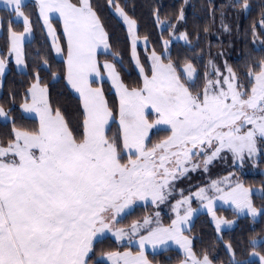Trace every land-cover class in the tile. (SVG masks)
<instances>
[{
    "label": "snow or ice",
    "instance_id": "1",
    "mask_svg": "<svg viewBox=\"0 0 264 264\" xmlns=\"http://www.w3.org/2000/svg\"><path fill=\"white\" fill-rule=\"evenodd\" d=\"M113 6L132 33L135 20L119 4ZM232 6L246 10L249 3L236 0ZM26 7L25 0H4L7 15L0 16V28L6 21L9 33L6 56H14L17 65L25 66L24 44L32 32ZM38 8L54 40L49 14L58 13L63 21L65 78L79 94L82 120L70 126L60 110L52 108L37 72L28 90L30 100L26 95L21 108L38 116V126L17 127L13 118L9 137L0 140V264H151L145 255L147 245L163 251L177 245L184 256L179 264H213L208 251L198 254L194 238L185 234L198 211L191 206L193 196L207 209L217 232L233 223L216 215L217 198L230 202L237 214L264 215V207L258 209L252 200L253 190L238 181L231 183V173L194 194L184 196L181 190L182 199L172 206L175 218L166 226L158 212L154 218L117 224L131 214L138 200L165 203L175 191L174 181L189 166L195 171L202 163L207 170L223 153H231L233 161L242 165L245 159L264 153V58L248 68L247 83L232 67L226 66L224 75L209 61L211 71L206 68L198 84L197 68L189 60H174L166 40L164 51L158 54L153 49L150 68L139 67L142 83L129 87L116 63L99 59L112 55L117 63L122 60L118 52L110 51L109 34L90 0H38ZM178 19H183V13ZM20 22L23 30L16 31L13 24ZM260 25L264 35V15ZM252 35L257 37L256 25ZM179 39L190 44L187 33ZM53 47L57 53L64 51L59 43ZM135 49L134 38V58ZM40 59L50 69L48 60ZM136 63L139 66L138 58ZM5 67L6 60L0 57V74ZM101 67L119 97L120 137L106 134L115 115L103 89L92 86L96 78L103 79ZM0 116L8 119L2 106ZM153 129L167 135L153 142ZM199 156L204 157L200 163L194 160ZM108 233L117 242L128 237L129 244L139 237V251L97 253V245L109 238ZM250 243L251 256L264 264V253L256 251L257 238L253 236ZM225 247L231 254L229 264H255L254 260H237L230 242Z\"/></svg>",
    "mask_w": 264,
    "mask_h": 264
},
{
    "label": "trees",
    "instance_id": "2",
    "mask_svg": "<svg viewBox=\"0 0 264 264\" xmlns=\"http://www.w3.org/2000/svg\"><path fill=\"white\" fill-rule=\"evenodd\" d=\"M235 3L236 0H230ZM75 2V0H73ZM93 9L100 17L105 30L109 34L111 52H118L122 58L120 63L113 60L112 55H100L99 59L103 62L105 59L116 63L117 71L122 81L129 87H134L142 83V76L139 67L143 66L147 70L150 68V53L153 49L159 54L164 51L163 41L171 40L170 55L181 63L189 60L198 70L200 76L197 78L199 84L207 65L212 58V52L219 51L222 47L229 44L223 37L215 36L218 32L217 15L221 10L227 8V0H90ZM242 2V0H241ZM249 8L242 10V19L240 23L239 39L235 46L228 49L227 56L230 66L237 72L240 80L247 83L245 73L250 66H254L260 59L264 58V35H261L262 27L260 21L264 15V0H248ZM25 11L30 14L32 21L33 36L24 44L26 53V70L19 71L14 66L13 61L9 60V70L7 71L3 82L0 84V106L8 112L9 120L0 119V140L9 137L12 128V119H15L17 127L32 129L38 126L39 120L26 116L21 111V104L25 96L29 97L28 90L33 84L36 73L39 72L40 82L48 87L49 102L52 108L59 109L62 115L69 121L70 126L82 120V104L79 95L76 94L68 85L65 78L64 60L58 59L53 51L45 25L39 15L38 4L34 1H27ZM114 4H119L124 12L136 22V33L141 39L147 40L146 46H137V57L139 67L132 56V42L129 36L128 28L124 21L115 14ZM183 8L185 9V18L180 23V17ZM2 16H6L4 8H0ZM165 21L168 24L160 29L159 22ZM60 40L64 43V36L61 24L58 20L53 21ZM256 25L258 31L254 39L252 35V26ZM174 26V28H173ZM16 31H22V22L14 23ZM3 33L0 35L1 53L5 57L9 43V33L7 22L3 26ZM182 31L188 34V41H174V33ZM258 46L256 45V41ZM43 56L49 62L50 69L43 65L40 57ZM58 75L54 79L52 73ZM150 74V72H149ZM106 99L109 107L113 109L115 119L111 121L106 130V134L111 138L120 137L121 130L119 126V97L113 91L109 81L102 82ZM250 87V85H249ZM10 110V111H9ZM167 133L156 131L152 132V141L162 139ZM258 173L241 174L238 178L243 185L253 188L261 186L263 193L254 192L252 200L259 209L264 207V153L260 154L258 162ZM150 204L137 205L131 211V214L121 220L119 225L131 224L133 220H141L149 212L153 211ZM216 213L227 219H234V227L217 232L215 225L208 213L198 214L190 226V231L185 233L194 238V250L199 254L202 250H207L214 264H229L231 254L227 252L225 243L230 242L235 249V258L237 260L255 261L259 264L258 257H252V245L250 240L253 236L257 238L256 251L264 253V215L253 218L250 215H239L231 208L218 207ZM171 218L164 217L163 224L168 225ZM104 240L102 244L97 245V253L101 250H125L137 252L138 248L133 245L122 244L115 241L111 236ZM147 256L153 264H177L183 258V252L171 248L168 251L157 253L147 252ZM107 264H109L107 262Z\"/></svg>",
    "mask_w": 264,
    "mask_h": 264
},
{
    "label": "rangeland",
    "instance_id": "3",
    "mask_svg": "<svg viewBox=\"0 0 264 264\" xmlns=\"http://www.w3.org/2000/svg\"><path fill=\"white\" fill-rule=\"evenodd\" d=\"M227 1H228L227 2V6H226L227 8H225V10L222 9L221 12L217 15V18H218L217 20L218 21H217L216 26H217L219 31L218 32L216 31L215 36L223 37V38L227 39L229 44H227L226 47H222L217 52H212V54H211L212 58L210 59V61L213 64H215L224 75H227L226 66L231 67L230 64H229L228 58H227V56L229 55L228 49L230 47H232V46L234 47L235 43L239 39L238 33L240 31V23H241L242 14H243L242 10H237V8L235 9L232 6L234 3H232L230 0H227ZM186 2H187V0H186ZM0 8H4V0H0ZM182 13H183V19H180V23L185 18V9L184 8L182 10ZM115 14L120 19H122L124 21L123 17L120 16L116 12V9H115ZM0 16H2L1 13H0ZM124 23L126 24V26L128 28L127 23L125 21H124ZM167 24L168 23L165 22V21H162V22L160 21L159 22V28L162 29V28L166 27ZM3 29H4L3 27L0 28V35L3 33ZM136 30H137V28L135 26V29L133 30V32L129 33V36H130L131 42L133 41L134 38L136 40V49H135V51H136V58H138L137 57V46H140V45L146 46L148 42H147L146 39L139 38L137 36ZM128 32H129V30H128ZM256 32L258 34V31H256ZM181 33H183V32L179 31L178 33H174L172 39L174 41H179V40L185 41L183 39H179ZM48 35H49V32H48ZM32 36H33V32L27 34L25 41L31 39ZM49 39L53 40V36L49 35ZM165 41H166V39H164V41H163L164 50H165V43H164ZM167 41H169L168 49L170 51L171 40H167ZM256 45L257 46L259 45L257 41H256ZM100 51L103 52V49H100ZM110 51H112V49H110ZM57 54L58 53H56V56H57ZM150 55H151V53H150ZM0 57H3L2 53H1V46H0ZM3 58L6 60V67H5V71L2 74H0V84L3 82V79H4L7 71L9 70V60L10 59L13 61L14 66L16 67L17 70H19V71L26 70V66L24 64H22V65H17L16 64L14 56L11 57V58H8L5 55V57H3ZM136 58H134L135 62H136ZM25 64H26V62H25ZM207 70L211 71V65L209 63L207 65ZM57 78H58V75H56V77L54 79H57ZM103 79H104V81L107 80V81H109L111 83V80L108 78L107 73L105 71H104V74H103ZM35 82H36V78H35L33 83H35ZM40 86L43 87V86H46V85L42 84L40 82ZM95 87H101L103 89V86H102L101 83L99 85H95ZM47 89H48V87H47ZM112 89H113V91H115V88L113 87V85H112ZM47 95H48V99H49V91H48ZM104 95H105V91H104ZM105 99H106V95H105ZM29 100H30V93H29ZM21 111H22V113L24 115L29 116V117H33V118H36V119L39 120L38 116L34 112H28V111H26V110H24L22 108H21ZM0 119L2 121H8L9 120V115H8V119L7 120L4 117H2V116H0ZM111 121H112V119L109 120V123H108L107 126L110 125ZM154 131H156V130L153 129L151 131L150 135ZM259 144H260V142L258 141V145ZM259 157H260V155L254 157L253 159H245L244 163L241 165L238 160L235 161V162L233 161L231 153H223L220 157L215 158L207 166V170H205V168H204L202 163H201V166L199 168H197L195 171H192L191 170V166H189V171L187 173H185L183 176H181L179 179L174 181L175 191L173 192V194L171 196L168 197V199L166 200L165 203L154 205V204L151 203V199L149 198L147 201H143V200L136 201V203L134 204L133 208L135 206H137V205L150 204V205L153 206L154 209H153V211L149 212L146 216L150 217V218H154L156 213L158 212L160 221H161V223H163L165 216H168V218H171V219L173 217H175V213L172 211V206L176 203L177 200H181L182 199V196L180 195L181 190H183V195L184 196H188L190 193L194 194L200 187H205V188L210 187L211 182L214 181V180L215 181H223L225 177L229 176V173L232 174V176L230 177V182L231 183H235L237 181L239 182L238 178H239V176L241 174H245L246 175V174H256V173H258V171H259L258 170ZM203 159H204L203 156L194 157V160H196V162H198V163H200ZM219 186L223 188V187H225V184L224 183H220ZM245 187H247V186H245ZM247 188H249V187H247ZM250 189L253 190V193L254 192H258L260 194L263 193V188L261 186L254 187V189L253 188H250ZM191 206L194 209H198V211L194 215L199 214L201 211H204V213H208L207 209L204 208L200 204L199 200H197L195 198V196H193V198H192ZM218 207L231 208V209L234 210V206L231 205L230 202L226 203V202L220 200L219 198H217L215 200V202H214L215 210ZM245 214H247V213L246 212L245 213H240L239 215L242 216V215H245ZM216 215L218 217L225 218L224 216H220L217 213H216ZM258 216L259 215H257L256 217H258ZM210 217H211V215H210ZM225 219H227V218H225ZM211 220L214 223L212 217H211ZM227 220L233 221V223L231 225H222L221 226V229H222L221 231L229 229V228H232V227L235 226L236 221L234 219H227ZM214 225H215V223H214ZM119 226L120 225L117 224V227H119ZM108 236L112 237V234L108 233ZM120 243L133 245V241L131 242V244H129L128 237H125L122 241H120ZM128 250L129 249L121 250V252L128 251ZM129 251H131V250H129ZM108 263L111 264L109 261H108Z\"/></svg>",
    "mask_w": 264,
    "mask_h": 264
},
{
    "label": "crops",
    "instance_id": "4",
    "mask_svg": "<svg viewBox=\"0 0 264 264\" xmlns=\"http://www.w3.org/2000/svg\"><path fill=\"white\" fill-rule=\"evenodd\" d=\"M27 1H34V2H36L37 4H38V0H25V3L27 2ZM42 19V18H41ZM58 20L59 22H60V24H61V27H62V31H63V21L60 19V17H59V14L58 13H55V12H53V13H50L49 14V21H50V23H51V25H52V28L53 29H55V37H56V39L54 40H50V42H51V44H54V43H59L60 44V46L64 49V51H63V53H58L57 54V56H56V51H55V48L53 47V45H52V48H53V51H54V54H55V56L58 58V59H62V60H64L65 61V59H66V49H67V46H66V38L64 37V41H65V45H64V43L60 40V38H59V36H58V33H57V30H56V26L54 25V23H53V21L54 20ZM42 21H43V19H42ZM43 23H44V21H43ZM45 28H46V31H47V34H48V28L45 26ZM64 36V35H63ZM48 37H49V35H48ZM32 38V37H31ZM26 42V41H25ZM98 51H100V50H98ZM101 52V51H100ZM102 63V62H101ZM101 73H102V76H103V74H104V69L101 67ZM90 79H92L91 77H90ZM104 81V79H100V78H96V82L95 83H93V87H95V85H99L100 83L102 84V82ZM70 86V85H69ZM70 88H71V86H70ZM72 89V88H71ZM76 94H78L74 89H72ZM104 91V90H103ZM79 95V94H78ZM107 128H108V126H106V129H105V131L107 130ZM204 211H201L200 213H203ZM199 213V214H200ZM198 215V214H197ZM197 215H194L193 217H191L190 218V222H189V224L186 226L187 228H189L190 226H191V224H192V221L194 220V218L197 216ZM175 217H173L172 219H174ZM163 224V223H162ZM165 225V224H164ZM166 226V225H165ZM186 234V233H185ZM138 240H139V237H136L134 240H133V245L134 246H136L137 248H138V251H139V245H138ZM172 248H174V249H178V250H180L179 249V247L177 246V245H172ZM129 251V250H128ZM137 251V252H138ZM161 251H163V250H161L159 247H157L156 249H153V247L151 246V245H147L146 247H145V255L147 256V252H152V253H157V252H161ZM130 252H132V251H130ZM137 252H132V253H137ZM147 258H148V256H147ZM149 259V258H148ZM149 261H150V259H149ZM110 262V261H109ZM111 263V262H110ZM151 264H153L152 262H151ZM177 264H179V263H177Z\"/></svg>",
    "mask_w": 264,
    "mask_h": 264
}]
</instances>
